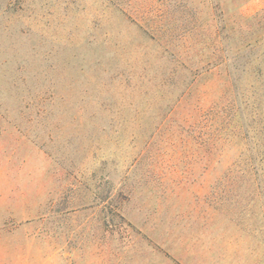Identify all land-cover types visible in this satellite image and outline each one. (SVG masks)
I'll return each instance as SVG.
<instances>
[{
	"label": "rangeland",
	"instance_id": "rangeland-1",
	"mask_svg": "<svg viewBox=\"0 0 264 264\" xmlns=\"http://www.w3.org/2000/svg\"><path fill=\"white\" fill-rule=\"evenodd\" d=\"M0 264H264V0H0Z\"/></svg>",
	"mask_w": 264,
	"mask_h": 264
}]
</instances>
